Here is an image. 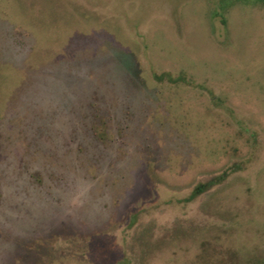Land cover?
I'll use <instances>...</instances> for the list:
<instances>
[{"label":"rangeland","instance_id":"1","mask_svg":"<svg viewBox=\"0 0 264 264\" xmlns=\"http://www.w3.org/2000/svg\"><path fill=\"white\" fill-rule=\"evenodd\" d=\"M0 264H264V0H0Z\"/></svg>","mask_w":264,"mask_h":264},{"label":"trees","instance_id":"2","mask_svg":"<svg viewBox=\"0 0 264 264\" xmlns=\"http://www.w3.org/2000/svg\"><path fill=\"white\" fill-rule=\"evenodd\" d=\"M162 78H163V77H162ZM162 78H161V79H162Z\"/></svg>","mask_w":264,"mask_h":264}]
</instances>
